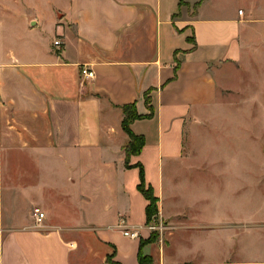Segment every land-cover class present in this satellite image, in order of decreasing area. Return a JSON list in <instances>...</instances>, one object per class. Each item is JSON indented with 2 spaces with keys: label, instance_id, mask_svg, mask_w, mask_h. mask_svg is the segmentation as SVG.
I'll return each instance as SVG.
<instances>
[{
  "label": "crops",
  "instance_id": "crops-1",
  "mask_svg": "<svg viewBox=\"0 0 264 264\" xmlns=\"http://www.w3.org/2000/svg\"><path fill=\"white\" fill-rule=\"evenodd\" d=\"M59 4L44 41L28 39L35 14L24 17L25 37L0 26V264H139L149 235L140 170L160 210L177 192L188 128L236 83L235 64L261 21L264 64V0L262 17L204 0ZM127 104L143 116L129 128L144 140L128 156ZM211 205L212 230L179 243L198 253L206 248L192 250L193 239L209 237L211 259L160 264H264V210L262 219L240 220ZM132 226L142 227L136 239L123 234ZM240 235L257 243L236 247ZM157 248L142 246L151 264H159Z\"/></svg>",
  "mask_w": 264,
  "mask_h": 264
},
{
  "label": "rangeland",
  "instance_id": "rangeland-1",
  "mask_svg": "<svg viewBox=\"0 0 264 264\" xmlns=\"http://www.w3.org/2000/svg\"><path fill=\"white\" fill-rule=\"evenodd\" d=\"M59 1L62 0H0V26H10V33L16 38L25 37L23 29H20L24 17L35 14L39 23L34 26V32L28 39L44 41L48 33L46 27L52 23L53 9L60 6ZM204 4L205 8L217 6L229 13L251 7L254 16L262 17V0H204ZM256 26L258 25L253 24L252 28ZM251 33L250 45L245 47L242 57L235 64L236 83L222 90L217 102L205 110L200 118L195 119L194 126L188 128V141L186 136L184 153L178 161L174 175L177 192L170 202H161L163 204L160 210L157 207V212L148 222V226L152 228H145L149 235L142 240L157 244L158 248L154 252L159 264L166 261H184L183 259L196 261V255L205 256L206 260L211 259L209 237L193 239L192 250L203 246L206 248L203 252L190 251L186 255L184 250L179 249V243L184 236L212 230L211 202H216L213 213L217 215H230L240 220L262 219V21ZM47 37L50 38V35ZM236 242V247L242 243L249 248L257 240L255 237L240 235ZM150 258L152 263L153 258Z\"/></svg>",
  "mask_w": 264,
  "mask_h": 264
},
{
  "label": "trees",
  "instance_id": "trees-1",
  "mask_svg": "<svg viewBox=\"0 0 264 264\" xmlns=\"http://www.w3.org/2000/svg\"><path fill=\"white\" fill-rule=\"evenodd\" d=\"M122 111L124 114L123 119H122V128L128 134L129 139H130L129 143L127 144L125 148L126 156H128L129 154L138 153L140 151V148L143 145V142H144L143 137L133 134L129 128L130 123L134 119H138L143 116L139 115L136 112L134 104L124 105L122 107ZM138 189L148 200V204L146 206V215H147L146 223H148L150 220V217L157 212V206H156L157 198L154 197V195L152 194L151 188L146 186V184L144 183L142 170H140V183L138 184ZM145 243L147 242L140 240L139 251H138L139 264H151L150 256L144 255L142 253V246Z\"/></svg>",
  "mask_w": 264,
  "mask_h": 264
},
{
  "label": "built area",
  "instance_id": "built-area-1",
  "mask_svg": "<svg viewBox=\"0 0 264 264\" xmlns=\"http://www.w3.org/2000/svg\"><path fill=\"white\" fill-rule=\"evenodd\" d=\"M239 13L242 12V10L238 11ZM53 44L58 47L61 45V42L59 39H55L53 41ZM80 74L84 78L93 79L95 76V73L93 69L89 68L88 66H81L80 68ZM33 214L36 216L37 222H39L42 217L44 216L43 212H41L38 208L33 209ZM145 228H152L151 226H148V223L144 225ZM142 227L140 226H132V227H125L123 234L131 239H136L140 235V230Z\"/></svg>",
  "mask_w": 264,
  "mask_h": 264
}]
</instances>
